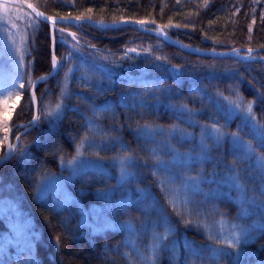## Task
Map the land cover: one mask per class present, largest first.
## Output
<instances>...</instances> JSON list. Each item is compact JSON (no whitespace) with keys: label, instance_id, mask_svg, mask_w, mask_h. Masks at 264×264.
Segmentation results:
<instances>
[{"label":"trees","instance_id":"16d2710c","mask_svg":"<svg viewBox=\"0 0 264 264\" xmlns=\"http://www.w3.org/2000/svg\"><path fill=\"white\" fill-rule=\"evenodd\" d=\"M27 1L55 17L157 23L201 49H264V0ZM26 13L25 86L9 121L17 138L34 119V82L54 69L51 27ZM56 54L59 71L37 88L38 123L0 166V202L9 204L0 264H232L210 259L222 252L264 264V209L250 203H264V148L253 127L264 125V61L199 56L131 26L89 23L59 24ZM249 103L254 118L246 119ZM208 127L222 139L200 141ZM151 128L182 133L153 138ZM232 133L255 152L245 154ZM80 155L105 167L67 181L73 198L65 203L41 196L44 182L65 177L64 165ZM236 225L246 238L226 248Z\"/></svg>","mask_w":264,"mask_h":264},{"label":"rangeland","instance_id":"374dc122","mask_svg":"<svg viewBox=\"0 0 264 264\" xmlns=\"http://www.w3.org/2000/svg\"><path fill=\"white\" fill-rule=\"evenodd\" d=\"M27 19H29V16L25 9L0 2V91L10 88L13 83H16V87L19 91V95L13 93L0 97V122L6 124L5 130L7 129V134L3 136L0 142V151L2 149L1 145L6 144V148L9 149V146H13L15 140L17 139L14 129L9 128V121L21 102V92L24 89L19 88V83L23 81H18L17 77L22 75V65L24 62L25 51L27 49V36L24 28L22 27L23 24L26 23ZM245 112L243 115L249 116L248 113L245 114ZM213 129V127H208L206 130L202 129V137L200 138V141H203L204 137V142L207 137H211L217 142L220 141L222 139V135L220 136V139L217 140L219 133ZM177 132L181 131L177 128L167 130L161 128H151L146 130V133L153 138H156L157 134L165 133H167V136L170 137ZM220 133L222 132L220 131ZM188 136L189 135L186 137ZM200 141L199 144L202 145V142ZM81 150L82 149L79 151ZM104 167L103 162L84 159L83 156L80 155L78 159L64 165V171H67V175L65 177H52L44 182L40 191L42 194L41 196L53 193L55 197L61 198L60 200L65 203L66 200L73 198L67 188V181L72 180L75 176L85 170L96 168L101 169ZM124 170L125 169H122V172L126 173ZM128 173L130 172L127 170V175ZM8 209L9 204L6 201H1L0 215H3L8 211ZM93 210H95L94 207L91 211H85V213L90 212L89 215L85 214L86 220L90 218L91 213L94 212ZM10 239L14 240V238Z\"/></svg>","mask_w":264,"mask_h":264},{"label":"water","instance_id":"95a60500","mask_svg":"<svg viewBox=\"0 0 264 264\" xmlns=\"http://www.w3.org/2000/svg\"><path fill=\"white\" fill-rule=\"evenodd\" d=\"M2 3H8L17 7H20L22 9H25L26 11L30 12L33 16H35L37 19L44 21L48 23L51 27V38H52V52H53V64H55V67L53 71L48 75H43L36 79V81L33 84L32 88V96L35 103V115L34 119L26 126L24 125L25 129L23 132L19 135V137L14 142L11 149H8L7 153L0 158V166L3 165L5 162L10 160L15 154L18 149L20 139L21 137L26 134L27 132L33 130V128L37 125L39 118H40V106H39V100L37 96V88L40 84L47 82L52 77H54L57 72L60 69L61 63L60 60L56 54V29L59 24H74L78 25L81 23H89L97 28L101 29H117L125 26H131L137 30H140L145 33H150L153 35H156L163 40L167 41L171 45L195 54L199 56H205V57H214V58H236L243 62H255V61H264V56H258L256 53L264 50H251V49H233V50H208V49H201L198 47L186 45L182 43L181 41L175 39L171 35H169L165 29L157 23H138V21H132V20H122L118 22H112V23H106L101 21H96L91 18H73V17H55L48 15L44 11H42L40 8H38L36 5H34L31 2H28L27 0H0ZM37 13H42V15H37ZM43 78V79H42Z\"/></svg>","mask_w":264,"mask_h":264},{"label":"snow or ice","instance_id":"6c2138e0","mask_svg":"<svg viewBox=\"0 0 264 264\" xmlns=\"http://www.w3.org/2000/svg\"><path fill=\"white\" fill-rule=\"evenodd\" d=\"M37 15H42V13H37ZM138 23H143V22L142 21H138ZM59 31L61 33H63L64 32V28H60ZM73 38L75 39V37H73ZM133 51H134V49H133ZM156 59L159 60L161 58L160 57H156ZM54 67H55V64H54ZM17 79H18V81H22V79H23L22 75H19L17 77ZM24 86L25 85H24L23 82L19 83V88L22 89V88H24ZM13 93L19 95V91H18V89L16 87V83H13L10 88H7V89H4L3 91H0V97L6 96L8 94H13ZM57 107L59 108L60 105H57ZM237 107H239V105H237ZM246 110L249 113V116L246 117V119L254 118V116L252 114V108H251V104L250 103L247 105ZM48 114L50 115L51 113H48ZM253 127L257 128V135L259 137V145L258 146L264 148V131H260V129H264V125H261L259 127H257L256 125H253ZM213 130L216 131L217 133H219V135L217 136V140H219L220 136L223 135V133H220L219 129H215L214 128ZM231 135L233 136L234 139L238 140L243 145L245 154L251 155V154H253L255 152V149L252 147L250 142H245V141L239 140V137H238L237 133H232ZM257 166L261 167V168H264V157H261L260 159L257 160ZM232 179L238 183V178L235 175H233ZM260 195L264 196V189L261 190ZM188 203H191V201H188ZM250 203L256 205L260 209H264V203H257L255 200L250 201ZM182 219H183V216H182ZM236 228H239V225L234 226V230H233V232L231 234L230 239H226L225 240V247L226 248H232V247L239 246L240 243L246 238V233L244 232V230L241 229L240 230V234L237 235L236 232H235ZM171 231H172V227L169 224V225L165 226V232H163V233H161V232L155 233L154 237H153L154 246L162 243V241L167 238V234L171 233ZM218 256L231 257L232 264H238L239 260L241 259V254L240 253H237V254H235L233 256V254L230 253V252L213 253V255L210 257V259L215 261Z\"/></svg>","mask_w":264,"mask_h":264},{"label":"bare ground","instance_id":"6f19581e","mask_svg":"<svg viewBox=\"0 0 264 264\" xmlns=\"http://www.w3.org/2000/svg\"><path fill=\"white\" fill-rule=\"evenodd\" d=\"M12 145L9 146V149H11Z\"/></svg>","mask_w":264,"mask_h":264}]
</instances>
